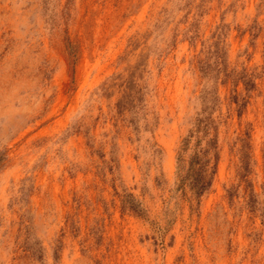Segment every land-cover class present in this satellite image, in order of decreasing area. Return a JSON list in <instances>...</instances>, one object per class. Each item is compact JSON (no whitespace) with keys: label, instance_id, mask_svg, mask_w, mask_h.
Returning <instances> with one entry per match:
<instances>
[{"label":"rangeland","instance_id":"rangeland-1","mask_svg":"<svg viewBox=\"0 0 264 264\" xmlns=\"http://www.w3.org/2000/svg\"><path fill=\"white\" fill-rule=\"evenodd\" d=\"M0 264H264V0H0Z\"/></svg>","mask_w":264,"mask_h":264},{"label":"trees","instance_id":"trees-1","mask_svg":"<svg viewBox=\"0 0 264 264\" xmlns=\"http://www.w3.org/2000/svg\"><path fill=\"white\" fill-rule=\"evenodd\" d=\"M192 134H189L184 139L183 147H187L189 145V142L191 140ZM195 165H198V167H195ZM206 163L202 161L199 153H195L191 156L190 164H189V171L188 174L184 177L182 180L183 183L188 182V184L191 185V187H195L194 192L199 196L203 193L205 189L208 188L210 183H206V171L207 168L205 167Z\"/></svg>","mask_w":264,"mask_h":264}]
</instances>
